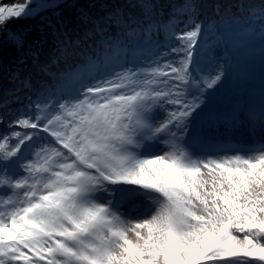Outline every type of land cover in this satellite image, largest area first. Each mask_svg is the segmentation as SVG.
<instances>
[{"label": "snow or ice", "instance_id": "6c2138e0", "mask_svg": "<svg viewBox=\"0 0 264 264\" xmlns=\"http://www.w3.org/2000/svg\"><path fill=\"white\" fill-rule=\"evenodd\" d=\"M0 50V264H264V0H0Z\"/></svg>", "mask_w": 264, "mask_h": 264}, {"label": "trees", "instance_id": "16d2710c", "mask_svg": "<svg viewBox=\"0 0 264 264\" xmlns=\"http://www.w3.org/2000/svg\"><path fill=\"white\" fill-rule=\"evenodd\" d=\"M3 3H14L21 2V0H2ZM20 25L24 26L26 30L31 29L34 24L31 20H22L20 21ZM10 52H6L5 50H0V61H2Z\"/></svg>", "mask_w": 264, "mask_h": 264}, {"label": "rangeland", "instance_id": "374dc122", "mask_svg": "<svg viewBox=\"0 0 264 264\" xmlns=\"http://www.w3.org/2000/svg\"><path fill=\"white\" fill-rule=\"evenodd\" d=\"M14 3H18V2H14Z\"/></svg>", "mask_w": 264, "mask_h": 264}]
</instances>
